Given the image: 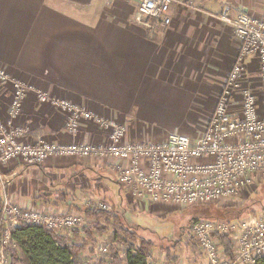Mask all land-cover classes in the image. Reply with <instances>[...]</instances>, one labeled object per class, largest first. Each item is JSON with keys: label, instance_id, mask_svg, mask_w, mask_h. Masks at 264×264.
I'll return each mask as SVG.
<instances>
[{"label": "crops", "instance_id": "1", "mask_svg": "<svg viewBox=\"0 0 264 264\" xmlns=\"http://www.w3.org/2000/svg\"><path fill=\"white\" fill-rule=\"evenodd\" d=\"M184 1L171 7L172 23L151 34L135 23V0H0V68L33 88L14 121L25 129L21 142L105 141L108 131L89 120H82L78 136L72 137L66 115L48 101H38V92L126 123L130 141H165L174 133L197 138L239 50L232 28L217 16L230 1L235 15H251L257 6L254 0ZM258 10L262 17L264 8ZM247 62L255 81L258 64ZM11 95L10 85L0 86L4 121ZM114 161L62 156L38 164L22 159L0 164V204L8 199L21 207L64 213L79 211L97 197L120 195L121 205L136 204L116 180ZM148 204L147 213L159 217L166 214L156 212L180 211ZM180 244L172 253L176 259L153 250L149 264H196L191 247L186 246L189 252L183 257Z\"/></svg>", "mask_w": 264, "mask_h": 264}, {"label": "built area", "instance_id": "2", "mask_svg": "<svg viewBox=\"0 0 264 264\" xmlns=\"http://www.w3.org/2000/svg\"><path fill=\"white\" fill-rule=\"evenodd\" d=\"M135 1V23L151 34L172 23L170 11L174 4H186L184 0ZM217 17L232 28L239 50L213 113L197 138L174 133L165 141H130L126 136V123L104 119L69 100L38 92V101H48L66 115L65 128L72 137L78 136L80 122L89 120L108 131L105 141L97 145L76 140L68 144L44 140L37 144L21 142L25 129L16 126L14 121L33 88L0 68V86L10 85L12 88L9 117L5 121L0 119V164L16 159L38 164L62 156L112 158L118 182L138 203L180 208L206 206L233 198L252 181L264 179V20L247 13L235 15L229 5H223ZM250 59L258 64L257 83L250 80L253 78L247 67ZM236 97L240 100L238 112L232 110ZM91 202L87 208L111 210L105 201ZM1 205L0 225L4 229L0 241V264H9L5 250L17 248L12 233L21 224L39 225L57 235L73 238L74 229L96 223L81 211L64 213L26 208L8 199ZM215 234L230 238L231 256ZM188 235L201 250L205 264H264V211L233 223L198 220L193 222ZM96 251L108 253L109 248L97 246ZM84 257H90L89 251Z\"/></svg>", "mask_w": 264, "mask_h": 264}, {"label": "trees", "instance_id": "3", "mask_svg": "<svg viewBox=\"0 0 264 264\" xmlns=\"http://www.w3.org/2000/svg\"><path fill=\"white\" fill-rule=\"evenodd\" d=\"M1 204L0 218L2 216ZM255 204L256 202L253 203V205ZM202 207L201 205H197L193 207V209L190 208L191 212L193 210H203L202 214L204 217L194 219L190 215L191 217H189L185 225L187 229L185 232L187 231V234L193 222L198 220L233 223L260 214L259 212L264 211V207L259 211L255 210L249 212H243L244 210L242 209L235 210L233 208L221 209L215 206H213L212 209L209 207L201 209ZM79 211L83 212L86 217L93 219L96 223L91 227L74 229L73 238L57 235L53 231L47 230L42 226L39 227V225L21 224L20 227L13 229L12 236L13 239L16 240L17 248L7 249L6 255L10 260L9 264H88V258L84 257V253L88 252V243H76L73 239L79 240L83 235L85 241L89 242L92 240V244L94 245L89 253L96 254L98 252L96 251L97 247H95V235L104 237L107 234H109V239L112 243L126 247L125 255L121 256L116 248H111L110 260H100L95 264H149L148 258L151 257L155 248L164 251L168 260L176 259L172 258V253L180 244L181 238H177L176 241H171V237L161 236V239H158V237H156L157 233L147 231L145 230L146 228L142 229L138 224L128 222L125 217V219H122L115 206L112 210L86 208L79 209ZM3 229V225H0V241ZM140 229L142 230V234L144 233L143 235L139 232ZM147 232L154 235L156 234V238L146 236L145 234ZM215 237L218 238L222 247L226 249L227 254L231 256L232 244L230 238L219 234H215ZM189 238L192 240L193 244L197 246L195 240L192 237Z\"/></svg>", "mask_w": 264, "mask_h": 264}, {"label": "rangeland", "instance_id": "4", "mask_svg": "<svg viewBox=\"0 0 264 264\" xmlns=\"http://www.w3.org/2000/svg\"><path fill=\"white\" fill-rule=\"evenodd\" d=\"M230 2L225 3V5H229L232 8V4ZM254 2L256 3V6H257L255 9L256 12H253V14H251V15L256 17V18L264 20V14H262V17H261V16H259L260 14L257 13V12H259L258 9H261V7L264 8V0H254ZM252 82L257 83L256 80L252 81ZM232 106H233L232 110L234 112H238L240 110V100L237 101L236 103L233 102ZM190 118L194 121H197L196 118H193V117H190ZM199 134H201V133H199ZM149 141H151V140H149ZM152 141H160V140H152ZM104 196H105V194H103V197ZM119 197H121V196L119 195L118 197L116 196L113 198L105 196L103 198V200L100 199L99 197H97L99 199H96V200L107 202L110 205L111 210H112V208H114V205H115L116 209L119 211L118 213L120 214L122 219L126 218V220L128 222L138 224L142 229L146 228L145 230H147V231H150L152 233H157V235L156 234L155 235H156V237H158V239H161V236L171 237L170 238L171 241H176L177 238L178 239L181 238L182 243L180 244L181 249H180L179 253L184 252L183 257H186V255H187L186 252H189L186 249L187 248L186 246L191 247V251L193 254V256L191 258L196 259L195 260L196 264H197V262H199V264H202L201 250L193 244L192 240L189 238V235L187 234V231L185 232V230H187L185 228V225H186V222L188 221L189 217H191V216L194 219H197L199 217H204L202 214L203 210H193L191 212L190 208L193 209V207H195V206H192V207L183 208V209L179 208L180 211H171V212H173L171 214L159 211V212H156L157 215L166 214L165 217H159V216H155V215H151L150 213H147V212H150V210H151L150 204H148V203H141L140 204V203L136 202V204L131 203V204H128V206H125V205L123 206L120 203ZM122 198L124 200H126L125 197H122ZM90 200H94V199H90ZM254 202H256L255 205H253ZM91 204H92V202L90 203V201L86 202L82 206V209H86L87 207L91 206ZM201 206H203L201 209H206V207H209L212 209V207L215 206V207H219L221 209L222 208H224V209L233 208L235 210L242 209V210H244L243 212H249V211H255V210L259 211L261 208L264 207V179L252 181V183L247 188H244L237 196H235L233 198L221 199L219 201L209 203L206 206L205 205H201ZM149 207H150V209H148ZM247 209H249V210H247ZM154 211H155V209H154ZM209 211H210V209H209ZM259 213H261V212H259ZM122 221H125V220H122ZM139 232L142 234L141 229ZM152 233L147 232L145 235L148 237H151V238H156L155 235ZM83 239H84V237L82 235V238H80L79 240L75 239V242L80 243V244H84V242L85 243L87 242L88 243V251L92 250L93 249L92 247L94 245V244H92V240L88 242V241H85V239L84 240ZM94 240H95V247H97V246H104V248L107 247V248H109V252L105 253V254H102V253L101 254L100 253L92 254V253H90V257L88 258V264H95L96 262H99L100 260L109 261L111 258V252H112V251L110 252L111 248H114V249L116 248V250L119 252V254L121 256L125 255L126 247L121 246V245L116 244V243H112L111 240L109 239V234H107L104 237H98L97 235H95ZM161 244H163V243H161ZM10 248H12V247H10ZM7 249H9V248H7ZM7 249L5 250V253H6ZM154 250H158V248H155ZM10 253H11V251H10ZM19 256H20V254H19ZM151 261H152V258L150 259V262Z\"/></svg>", "mask_w": 264, "mask_h": 264}]
</instances>
